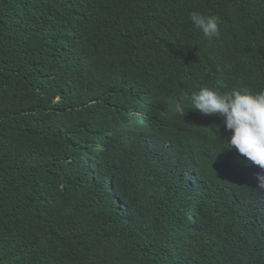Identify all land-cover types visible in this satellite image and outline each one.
<instances>
[{
    "label": "trees",
    "instance_id": "obj_1",
    "mask_svg": "<svg viewBox=\"0 0 264 264\" xmlns=\"http://www.w3.org/2000/svg\"><path fill=\"white\" fill-rule=\"evenodd\" d=\"M241 81L264 0H0V264H264L261 169L190 103Z\"/></svg>",
    "mask_w": 264,
    "mask_h": 264
},
{
    "label": "clouds",
    "instance_id": "obj_2",
    "mask_svg": "<svg viewBox=\"0 0 264 264\" xmlns=\"http://www.w3.org/2000/svg\"><path fill=\"white\" fill-rule=\"evenodd\" d=\"M194 28L209 40L220 37L218 17L196 11L189 13ZM192 109L203 115H217L225 131L230 133L224 148L234 149L245 158L246 166H258L257 188L264 189V90L252 92L244 86L231 87L223 92L202 85L190 98Z\"/></svg>",
    "mask_w": 264,
    "mask_h": 264
}]
</instances>
